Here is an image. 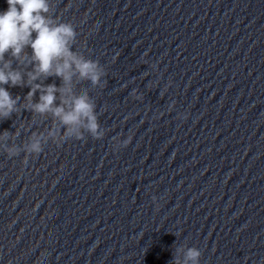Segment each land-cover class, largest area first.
I'll list each match as a JSON object with an SVG mask.
<instances>
[{"label":"water","instance_id":"water-1","mask_svg":"<svg viewBox=\"0 0 264 264\" xmlns=\"http://www.w3.org/2000/svg\"><path fill=\"white\" fill-rule=\"evenodd\" d=\"M48 2L101 80L30 81L27 47L0 63L23 81L0 120V264H264V0ZM37 84L66 110L87 95L100 137L32 111Z\"/></svg>","mask_w":264,"mask_h":264},{"label":"clouds","instance_id":"clouds-1","mask_svg":"<svg viewBox=\"0 0 264 264\" xmlns=\"http://www.w3.org/2000/svg\"><path fill=\"white\" fill-rule=\"evenodd\" d=\"M6 3L7 9L0 11V63L9 52L13 57H19L27 47L32 50V61L35 66L30 81L51 75L67 81L70 77H66L65 73L74 64L82 78L90 80L93 85H99L101 80L99 65L72 54L69 43L75 38L76 29L71 23L54 24L48 18L47 14L50 11L48 0H6ZM8 69L7 63H3V67L0 68V120L10 118L19 102V97L14 100L5 86H23L21 75ZM37 91H42V94L39 102L31 106V110L41 115L51 113L59 117L70 129L69 139L74 136L77 140H83V134L78 131L81 127L94 138L100 137L95 105L87 95L74 99L71 108L66 110L63 102L55 106L56 93L59 91L56 85H48L41 89L37 84L31 87L27 99L31 100ZM7 139L6 133L0 134V144ZM130 142L131 137H128L120 143V147H127ZM42 146L41 139L32 140L24 149L26 159L23 164L28 163L29 156L43 155ZM17 154L15 149H6L9 158ZM200 256L199 250L188 248L184 264H199Z\"/></svg>","mask_w":264,"mask_h":264}]
</instances>
